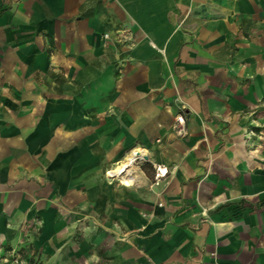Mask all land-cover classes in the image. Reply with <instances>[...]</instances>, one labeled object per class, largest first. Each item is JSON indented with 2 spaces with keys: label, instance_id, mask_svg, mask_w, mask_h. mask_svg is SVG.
Listing matches in <instances>:
<instances>
[{
  "label": "crops",
  "instance_id": "crops-1",
  "mask_svg": "<svg viewBox=\"0 0 264 264\" xmlns=\"http://www.w3.org/2000/svg\"><path fill=\"white\" fill-rule=\"evenodd\" d=\"M3 29L1 239L40 204L86 218L69 264H264V0H12Z\"/></svg>",
  "mask_w": 264,
  "mask_h": 264
},
{
  "label": "rangeland",
  "instance_id": "rangeland-1",
  "mask_svg": "<svg viewBox=\"0 0 264 264\" xmlns=\"http://www.w3.org/2000/svg\"><path fill=\"white\" fill-rule=\"evenodd\" d=\"M11 2L12 0H0V18L2 17L3 22ZM5 32V29L0 32V39L2 41L4 40ZM4 50V46H0V59L3 61L1 64L5 66L6 58L3 55ZM34 76L37 77V73ZM5 78V71L1 69L0 84L3 83ZM4 109L5 102L0 98V112ZM250 110V118H252L254 123L251 126L253 127V131H248V136L252 138H264V103H256ZM0 120L6 121V117L1 116ZM106 174L107 172L104 170L101 171L103 178L106 177ZM110 180H114L113 183L115 185H122L117 179ZM33 198L35 200L36 196L34 195ZM51 202V206H53V200ZM40 208L43 207L38 204L31 209L33 213L27 220L18 224V229L14 232L13 236L7 240L0 238V264H69L71 245L77 244L78 247H81L85 244L89 227H87L84 215L80 216V223L76 229L69 230L62 227V236L57 238L56 234L60 233V230H54L53 227L50 230L43 228V219L39 212ZM92 227L95 226L93 225ZM44 237L47 238L44 239Z\"/></svg>",
  "mask_w": 264,
  "mask_h": 264
},
{
  "label": "bare ground",
  "instance_id": "bare-ground-1",
  "mask_svg": "<svg viewBox=\"0 0 264 264\" xmlns=\"http://www.w3.org/2000/svg\"><path fill=\"white\" fill-rule=\"evenodd\" d=\"M136 157L138 153L135 154ZM135 155L131 154L127 156L126 160L116 166L114 169L107 172L106 177L109 179H117L124 186H129L132 184V178L128 175L133 167V162L135 159Z\"/></svg>",
  "mask_w": 264,
  "mask_h": 264
},
{
  "label": "built area",
  "instance_id": "built-area-1",
  "mask_svg": "<svg viewBox=\"0 0 264 264\" xmlns=\"http://www.w3.org/2000/svg\"><path fill=\"white\" fill-rule=\"evenodd\" d=\"M176 123L181 127L180 128V131H184V120H183V117L182 116H178L176 118ZM157 174L161 177H164L166 175V170L165 169H161V170H158L157 169Z\"/></svg>",
  "mask_w": 264,
  "mask_h": 264
}]
</instances>
